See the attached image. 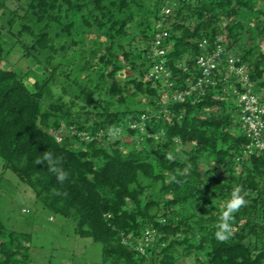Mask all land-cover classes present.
Here are the masks:
<instances>
[{"label": "trees", "instance_id": "16d2710c", "mask_svg": "<svg viewBox=\"0 0 264 264\" xmlns=\"http://www.w3.org/2000/svg\"><path fill=\"white\" fill-rule=\"evenodd\" d=\"M13 4L9 29L0 24V62L7 35L43 72L0 67L3 167L45 209L74 218L78 236L102 245L105 264H180L191 257L198 264H264V152L246 153L250 140L235 99L223 92L227 84L172 100L198 76L196 57L220 47L246 65L264 101V0ZM164 7L172 14L158 28ZM5 9L0 0V21ZM162 30L170 76L149 79L152 42ZM137 40L140 51L131 47ZM30 76L32 89L24 82ZM45 151L69 173L63 185L36 163ZM237 185L249 203L234 213L231 238L220 241L217 223ZM147 230L153 240L142 253ZM30 241L0 220V264H30Z\"/></svg>", "mask_w": 264, "mask_h": 264}, {"label": "rangeland", "instance_id": "374dc122", "mask_svg": "<svg viewBox=\"0 0 264 264\" xmlns=\"http://www.w3.org/2000/svg\"><path fill=\"white\" fill-rule=\"evenodd\" d=\"M4 1L6 9L0 24L9 29L6 20L14 4L13 0ZM2 37L8 53L0 62V67H9L19 74H42V67L32 58L24 56L19 44L7 35ZM93 39L94 36H90L88 42ZM136 46L140 51L142 44H139L138 40L131 47L134 49ZM34 81V77L30 76L24 82L32 89ZM3 165L0 159V220L6 230L30 235V264H105L100 243L78 236L74 218H64L45 209L40 201L36 200L33 191ZM180 264L198 263L191 257L184 259Z\"/></svg>", "mask_w": 264, "mask_h": 264}, {"label": "built area", "instance_id": "2783aa9c", "mask_svg": "<svg viewBox=\"0 0 264 264\" xmlns=\"http://www.w3.org/2000/svg\"><path fill=\"white\" fill-rule=\"evenodd\" d=\"M172 14V10L169 7H164L161 11V20L158 23V28H163L164 21L168 16ZM167 32L162 30L156 34L152 42L151 58L153 59L148 78L149 79H168L170 76L169 70L166 68V60L164 56L165 39ZM206 41L200 44V48H206ZM198 76L195 78L188 89L181 93L173 95V101H183L186 96H190L194 93L205 95L209 86H216L218 82L227 84V88L223 90L225 94L235 99L237 107L240 110V126L241 131L250 140L249 145L246 148V153L251 154L255 151L261 153L264 152V101L257 89L250 81L247 73V67L243 63H239V59H236L232 55H227L220 47L216 48L212 52H203L199 54L195 59V65L193 66ZM224 71V72H223ZM232 78L239 84L240 88L231 83ZM168 82V81H167ZM172 83H168V87H171ZM167 98V95H164ZM146 119L145 116L141 118L142 122ZM130 129H140L144 131L143 126L138 122H130ZM64 130V129H62ZM55 135L56 140L60 142L62 137L61 131ZM113 135V134H111ZM82 136L88 139L86 134ZM154 230H147L145 232L144 243H141L138 250L144 253V246L153 240Z\"/></svg>", "mask_w": 264, "mask_h": 264}, {"label": "clouds", "instance_id": "9594fccd", "mask_svg": "<svg viewBox=\"0 0 264 264\" xmlns=\"http://www.w3.org/2000/svg\"><path fill=\"white\" fill-rule=\"evenodd\" d=\"M37 164H45L46 168L55 174L56 180L63 185L69 180V173L64 170L60 164V159L50 151H45L36 161ZM248 193L239 185L235 186L227 200L224 210L217 223L215 238L220 241H225L233 235V228L230 221L234 219V213L238 212L241 207L247 206Z\"/></svg>", "mask_w": 264, "mask_h": 264}]
</instances>
